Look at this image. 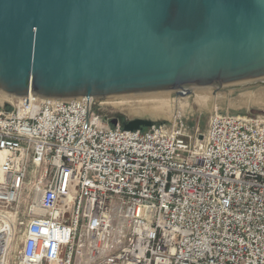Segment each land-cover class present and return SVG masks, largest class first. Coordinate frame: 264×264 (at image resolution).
Listing matches in <instances>:
<instances>
[{
  "label": "built area",
  "instance_id": "2783aa9c",
  "mask_svg": "<svg viewBox=\"0 0 264 264\" xmlns=\"http://www.w3.org/2000/svg\"><path fill=\"white\" fill-rule=\"evenodd\" d=\"M96 100L0 107V264H264V117L126 130Z\"/></svg>",
  "mask_w": 264,
  "mask_h": 264
},
{
  "label": "water",
  "instance_id": "95a60500",
  "mask_svg": "<svg viewBox=\"0 0 264 264\" xmlns=\"http://www.w3.org/2000/svg\"><path fill=\"white\" fill-rule=\"evenodd\" d=\"M258 80L264 0H0V91L11 96L103 99Z\"/></svg>",
  "mask_w": 264,
  "mask_h": 264
},
{
  "label": "rangeland",
  "instance_id": "374dc122",
  "mask_svg": "<svg viewBox=\"0 0 264 264\" xmlns=\"http://www.w3.org/2000/svg\"><path fill=\"white\" fill-rule=\"evenodd\" d=\"M161 94L167 95V99H165L167 102L165 100L151 102L144 105L139 112L128 111L125 107L107 103L106 99L109 98L97 99L93 109L103 117L109 119L117 117L120 124L137 118L147 119L151 122H164L168 125L176 124L177 126L183 122V126H186L188 130L198 127L199 132L205 130L210 114L215 111L264 117V80L241 84L192 87L187 93L170 90L168 92L154 91L117 97L146 96L145 98H149ZM180 96L181 98L185 97V100L183 98L181 100ZM200 96H202V101ZM0 99L5 102L8 101L1 91ZM178 101L183 102L180 104Z\"/></svg>",
  "mask_w": 264,
  "mask_h": 264
},
{
  "label": "bare ground",
  "instance_id": "6f19581e",
  "mask_svg": "<svg viewBox=\"0 0 264 264\" xmlns=\"http://www.w3.org/2000/svg\"><path fill=\"white\" fill-rule=\"evenodd\" d=\"M168 91H170V90L163 91V92H168ZM157 93H161V92H157ZM2 95L4 97H6L8 99V101L11 100V97H12L11 95H9V94H7L5 92H2ZM149 95L151 96L152 94H149ZM124 96H126V95H124ZM166 96L167 95L161 94V95H156V96L149 97V98H145L146 97L145 96V97H116V98L115 97L114 98L110 97L109 99H106V98L105 99H106V102L107 103H111V104H113L115 106H119V107H125V108H127L128 111L134 110L136 112H139V111H141L143 109V106L144 105L150 104L151 102H155V101H158L159 102V101L165 100V99H167ZM202 96H200V100L202 99ZM180 98H181V96H180ZM182 98H183V100H185V97H182ZM182 98H181V100H182ZM165 101L167 102V100H165ZM144 109H146V108H144Z\"/></svg>",
  "mask_w": 264,
  "mask_h": 264
},
{
  "label": "flooded vegetation",
  "instance_id": "af4514ba",
  "mask_svg": "<svg viewBox=\"0 0 264 264\" xmlns=\"http://www.w3.org/2000/svg\"><path fill=\"white\" fill-rule=\"evenodd\" d=\"M113 118H117V117H113ZM107 119H109V118H107ZM117 120H118V122L120 123V120L117 118Z\"/></svg>",
  "mask_w": 264,
  "mask_h": 264
}]
</instances>
